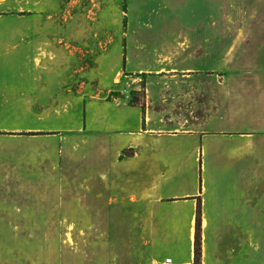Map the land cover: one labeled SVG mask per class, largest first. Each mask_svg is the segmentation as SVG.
<instances>
[{"label": "crops", "instance_id": "1", "mask_svg": "<svg viewBox=\"0 0 264 264\" xmlns=\"http://www.w3.org/2000/svg\"><path fill=\"white\" fill-rule=\"evenodd\" d=\"M68 6L17 0L14 19L0 16V264L52 261L54 252L45 261L22 227H55L57 150L67 151L72 132L76 143H89L72 164L90 177L77 212L110 227L106 242L123 249L121 260L166 264L170 255L173 264H193L200 200L203 264H262L263 73L237 100L226 82L218 95L213 85L207 117L197 120L184 87L198 69L182 64L175 121L150 107L144 113L101 98L103 85L89 87L85 10H74L72 28ZM130 150L135 155L120 158ZM132 221L159 226L125 227ZM120 235L123 241L114 239Z\"/></svg>", "mask_w": 264, "mask_h": 264}, {"label": "rangeland", "instance_id": "2", "mask_svg": "<svg viewBox=\"0 0 264 264\" xmlns=\"http://www.w3.org/2000/svg\"><path fill=\"white\" fill-rule=\"evenodd\" d=\"M63 1L70 4L72 28L76 19L74 10L78 12L81 7L85 10L83 30L89 35L88 82L89 87L105 86L101 98L138 106L144 113L149 107L156 112L167 111L163 116L175 121L177 94L182 97L179 82L182 73L176 69L183 67L182 64L184 68L194 65L198 77L193 84L185 82L184 96L186 101L195 103V118L203 120L207 117L205 107L213 85H217L218 95L226 82L237 100L239 92H246L255 82L257 73L264 76V0ZM16 15L17 0H0V16L14 19ZM94 49L102 51V56L95 55ZM90 94L95 93L89 89V97ZM170 129L175 128L169 125ZM71 136L67 151L64 152L63 146L57 150L55 227H22L24 235L35 238L37 249L45 252V261L47 252L51 255L54 252L50 264H135L130 255L121 260L119 253L123 249L106 242L110 227H99L94 216H80L77 212L80 189L88 193L90 177L85 176L87 170L83 164L80 171L73 165L78 161L77 154L89 143H76L74 132ZM133 155L132 150L123 151L120 158ZM75 182L82 184L74 187ZM82 195L86 196L84 191ZM133 222L125 227L159 226L156 221ZM157 222L163 226L165 220ZM182 228L187 227H172V230ZM194 230L195 257L198 252L199 259L193 264H203L200 200ZM124 237L114 236V239L123 241ZM28 255L25 251L24 258ZM166 258L172 259L170 255Z\"/></svg>", "mask_w": 264, "mask_h": 264}, {"label": "built area", "instance_id": "3", "mask_svg": "<svg viewBox=\"0 0 264 264\" xmlns=\"http://www.w3.org/2000/svg\"><path fill=\"white\" fill-rule=\"evenodd\" d=\"M166 264H173L172 259H167Z\"/></svg>", "mask_w": 264, "mask_h": 264}, {"label": "trees", "instance_id": "4", "mask_svg": "<svg viewBox=\"0 0 264 264\" xmlns=\"http://www.w3.org/2000/svg\"><path fill=\"white\" fill-rule=\"evenodd\" d=\"M195 259H196V262H197L198 259H199V253H198V252H196V257H195Z\"/></svg>", "mask_w": 264, "mask_h": 264}]
</instances>
